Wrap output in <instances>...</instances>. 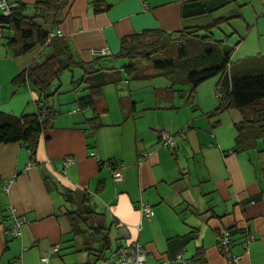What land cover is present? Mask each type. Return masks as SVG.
Listing matches in <instances>:
<instances>
[{"label":"crops","instance_id":"crops-1","mask_svg":"<svg viewBox=\"0 0 264 264\" xmlns=\"http://www.w3.org/2000/svg\"><path fill=\"white\" fill-rule=\"evenodd\" d=\"M14 1L24 3L32 17L41 0ZM248 6L256 17L264 0H68L58 22L53 24V14L37 19L47 31L62 33L77 61L113 68L94 76L115 81L102 87L92 106L81 107L78 99L89 89L81 82V67L73 66L43 99L55 114L34 155L22 142H0V264H40L55 244L59 250L47 264H105L112 249L134 240L147 250L145 264H173L178 254L192 264H233L227 255L240 256L236 264H264V137L249 150H234L236 124L252 113L218 110V77L190 92L182 71L136 73L138 67L123 68L127 61L118 65L125 36L143 30L204 32L217 19V27L235 19L251 22ZM223 40L233 56L229 38ZM102 48L106 55L96 53ZM49 50L45 43L16 54L5 34L0 36V112H36L38 92L13 81ZM238 56L241 66L233 73L231 64L232 74L264 71L262 65L244 66L254 55ZM160 131L182 132L174 151L161 145ZM66 156L74 163L63 168ZM116 166L120 182L111 176ZM85 195L89 217L74 234L67 212L80 208ZM140 202L150 205L149 218L138 211ZM8 205L29 221L18 237L10 234ZM221 231L230 241L226 256L218 245Z\"/></svg>","mask_w":264,"mask_h":264},{"label":"trees","instance_id":"trees-1","mask_svg":"<svg viewBox=\"0 0 264 264\" xmlns=\"http://www.w3.org/2000/svg\"><path fill=\"white\" fill-rule=\"evenodd\" d=\"M67 3L68 0H41L34 4V15L29 17L25 14L26 5L15 1L10 15H0V26L6 43L16 54L25 53L39 44L46 43L50 48L42 62L30 64L15 76L13 81L19 84L27 83L38 92L40 97L37 100L36 112L21 115L0 112V142H22L29 148L31 156L35 153L40 133L48 126L53 116V111L43 99L50 96L51 84L64 71L73 66H79L83 70L81 82L87 84L89 94L78 99L81 107L92 106L102 87L115 81L106 75L94 76L95 73H103L104 70L113 68H96L95 62L77 61L63 36H54L48 40L52 31H47L37 19L46 14H53V24L58 22V17ZM105 8L97 6L95 9ZM219 20L206 26L204 32L198 29H182L173 32L143 30L133 33L121 39L118 55L140 62H151L158 71L184 72L190 92L203 81L218 77L217 90L222 95L218 110L236 108L242 113H252L250 118L245 116L242 122L236 124L234 150L246 151L255 147L257 139L264 137V71L243 74L230 72L233 48L226 47L224 40L216 39L212 33ZM175 41L179 44L176 51L174 48L170 49ZM167 52H176V57L173 54L175 58L172 59H152L155 54L162 55ZM123 68L132 71L136 69V65L130 61ZM87 199L85 195L80 208L67 212L74 234L81 232L82 226L87 224L89 213L83 209ZM99 240L107 243V237L101 236Z\"/></svg>","mask_w":264,"mask_h":264},{"label":"built area","instance_id":"built-area-1","mask_svg":"<svg viewBox=\"0 0 264 264\" xmlns=\"http://www.w3.org/2000/svg\"><path fill=\"white\" fill-rule=\"evenodd\" d=\"M15 6L14 0H0V15L8 16L11 14L12 8ZM4 34L3 29L0 27V36ZM54 36H62V33L57 30L55 32H50L48 36V40ZM99 55H106L108 53L107 48H102L96 51ZM217 98L221 99L222 95L220 91H216ZM55 113L53 112V115ZM52 120V118H51ZM182 132L178 134H171L167 131H160L159 132V139L162 146L168 148L170 151H174L177 147L178 135H181ZM95 155L94 153H92ZM74 163V158L72 156H66L61 160V164L63 168L68 167ZM111 176L115 182H120L122 180V174L118 166L111 169ZM11 179L6 180L3 183L2 189L3 192L7 193L9 182ZM137 209L140 214L145 217L149 218L151 214V207L146 202H140L137 205ZM7 213L9 218L11 219L10 225V234L12 237H18L22 234L23 228L29 222L24 216L18 214L17 209L12 206L8 205ZM253 235L248 236L245 242L249 239H252ZM218 245L221 248L222 253L226 256L227 251L230 248V241L228 235L225 231H221L219 238H218ZM59 249V245L55 244L50 253L44 254L40 257V264H47L50 258V255L54 252H57ZM227 260L233 264H236L240 258V256H226ZM147 260V250L145 247L138 242L137 240L131 241L124 245H120L115 249H112L110 253L104 257L103 261L105 264H145ZM173 264H192L191 260L184 259L181 254L176 255L175 259L173 260Z\"/></svg>","mask_w":264,"mask_h":264},{"label":"rangeland","instance_id":"rangeland-1","mask_svg":"<svg viewBox=\"0 0 264 264\" xmlns=\"http://www.w3.org/2000/svg\"><path fill=\"white\" fill-rule=\"evenodd\" d=\"M261 11L257 12L256 17H254L256 9L252 8L251 6H248L247 11L248 15L253 16V21L248 22L247 19L244 21L242 19H235L229 24H221L219 27H216L213 30V34L216 39H222L223 36L229 38L227 43L234 47V53H233V62L231 66V71L235 73L238 68L241 66L238 64L237 57L240 54H251L254 55L253 60L247 62L244 66L247 68H255L258 66H264V18H262L258 24H255L256 21L264 16L261 15V12H264V8H260ZM254 14H253V13ZM226 34V35H224ZM225 43V41H223ZM177 46H179L178 42L175 41L170 46V49L174 48L176 51ZM176 57V52H167L164 54H155L153 55V60H162V59H172ZM236 54V57H235ZM236 58V59H235ZM122 60H119L118 65L120 63H125L128 65L130 61L136 65V73L140 72H150L154 70V66L151 62L143 63L138 62V60L135 59H128V58H120ZM142 63V64H140ZM140 65V66H139ZM106 67V65H105ZM252 72H260L258 71H252ZM111 76H115L116 74H110ZM120 76H123V73H121Z\"/></svg>","mask_w":264,"mask_h":264}]
</instances>
